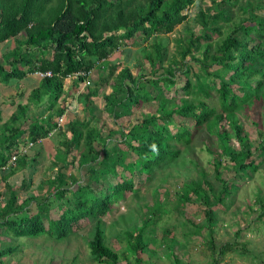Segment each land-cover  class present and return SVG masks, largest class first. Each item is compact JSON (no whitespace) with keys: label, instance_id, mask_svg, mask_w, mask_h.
I'll return each mask as SVG.
<instances>
[{"label":"trees","instance_id":"trees-1","mask_svg":"<svg viewBox=\"0 0 264 264\" xmlns=\"http://www.w3.org/2000/svg\"><path fill=\"white\" fill-rule=\"evenodd\" d=\"M196 1L0 0V46H6L0 51V85L9 88L28 76L38 78L25 98L12 101L15 108L6 120L0 106V178L5 186L0 190V264L10 263V255L21 249L24 237L44 234L61 240L83 229L82 221L93 226L88 243L95 264H142L139 253L147 251L155 239L145 233L156 217L127 229V243L121 250L109 245L103 217L126 191L140 190L135 178L151 180L181 156L182 148L199 141L203 132L218 140L221 157L233 163L229 167L233 179L243 180L264 166V130H258L261 140L254 146L237 115L246 104L252 109L264 103V14L256 12L264 9V0H211V6L201 7L196 14L201 33L190 31L185 40L178 39L181 59L174 56L165 66L168 40L162 36L188 19L187 9ZM236 7L244 15L234 21L231 11ZM233 21L234 26H229ZM139 33L144 39L137 37ZM150 38L159 40L135 64L140 72L136 74L128 65L119 71L115 51L125 41L132 45L130 41L140 44ZM144 63L154 72L163 68L162 76L143 74ZM98 70L109 72L97 79ZM78 72H86L75 84L89 116L65 118L67 110L60 102L65 80ZM85 77H90L86 87ZM107 84L112 91L103 93V105L121 128H109L104 136L102 131L109 125L99 123L100 109L91 99ZM38 108L41 112H35ZM124 123H129L127 128ZM55 132L56 153L44 172L39 159L42 143ZM234 138L237 148L232 145ZM33 149L39 154L32 156ZM221 159L215 162L218 188L203 173V184L191 180L182 190L184 202L195 195L207 205L198 229L215 231L212 205L231 197L241 185L222 177ZM21 170L31 172L18 182L11 181ZM41 173L48 175L53 191L43 201L33 194L34 189L20 197V191L32 190ZM263 202V197L256 200L258 209ZM33 204L36 210L31 212ZM158 211H152L153 215ZM209 242L213 250H219L218 257L247 250L246 244L237 247V241L218 243L214 237ZM173 256L180 264L179 257Z\"/></svg>","mask_w":264,"mask_h":264},{"label":"rangeland","instance_id":"rangeland-1","mask_svg":"<svg viewBox=\"0 0 264 264\" xmlns=\"http://www.w3.org/2000/svg\"><path fill=\"white\" fill-rule=\"evenodd\" d=\"M211 4V0H197L195 4L187 9L190 13L188 19L177 25L173 32L162 36L168 40L165 66L170 60L174 59V56H176V59H181L178 54V39L185 40L190 31L194 34L201 33L202 27L196 19V14L201 7L207 9ZM44 8H47V6ZM231 12L234 21L239 19L237 18L239 15H244L239 7ZM256 12L264 14V9L261 8ZM234 21L229 26L233 27ZM137 37L144 39V36H141L140 33ZM158 40L150 38L140 44L130 41L132 45H127L128 43L125 41L121 45L120 51H118L119 49L115 51L117 54L113 57L117 56L116 60L121 62L119 71L123 66L128 65L133 66L132 69L138 74L140 69L135 68V64L143 61L145 49L148 51L147 48H150ZM4 48L6 49V46H0V51ZM186 59L190 62L191 55H188ZM191 64L195 69L198 68L197 63ZM141 67L143 68L141 69L142 73L147 76L157 78L163 74V68L159 67L154 72L149 63H144ZM181 70V68L177 70L178 74H182ZM108 72V70L105 72L98 70L97 79L102 74L108 75ZM115 75L110 77L111 82L116 78ZM36 81L37 79L24 80L21 83L23 84L22 88L20 83H15L9 88L0 85V106L3 109V120L9 118L10 112L15 108L12 101L14 100L17 103V101L25 98L28 94L27 89ZM182 84L179 83L178 87H181ZM91 86L94 88L95 82H92ZM105 86L110 87L111 85L107 84ZM111 91L105 92L109 94ZM170 94L174 95V91H171ZM104 102V98L102 100L97 98L96 105L100 108L97 111L100 117L99 123L106 122L109 125L102 131L103 135L107 136L109 128L118 130L121 125L118 122L113 123V119L104 108ZM61 104L63 105V102ZM64 106L66 110L79 112L77 113L78 116L84 117V113L79 108H72L71 103ZM39 111L41 112L40 108L35 112ZM237 115L240 123L243 124L249 134L250 140L254 143V146L257 145L261 140L258 130H264V103H260L252 109L246 104L243 109L237 112ZM85 116H89V113L87 112ZM256 121L260 124L254 123ZM128 124H125L126 128ZM200 141H203V144ZM232 145L236 148L239 146L236 138L232 141ZM182 149L181 156L166 168L158 170L151 180L145 179L146 177L143 179L135 178V187L140 188V190L138 192L126 191L122 198L114 204L110 213L103 217L107 224L106 236L109 245L116 250H121L127 243V237L124 235L127 229L141 227L145 220L156 217V223H149L145 233V235H151L155 239L150 240L147 251L139 253V257L143 260L142 264H176L173 255L179 257L180 264H264V215L261 214L264 213V207L261 206V209H258L256 204L259 197L264 198V166H261L250 177L243 178V180L238 176L233 179L235 174L233 171H229V167L233 163L229 161V157H221V147L218 140L215 137L207 136L204 132L199 141ZM209 149L213 152H210ZM219 158H222L219 168L222 177L241 185H238L231 197L221 203L212 205L217 223L213 225L215 231L211 232L207 227H199L200 229H198V226L206 217L207 205L204 201L196 199V196L193 195V200L184 202L181 195L182 190L183 192L186 191V186H184L186 182L196 180L203 184V173L206 174V178L213 182L214 187L218 188L220 180L216 176L215 162L220 161ZM29 172L31 171L21 170L20 175L17 178H12L11 181L15 180L16 182L21 177L29 176ZM47 179L48 175L37 174L32 190L30 192L20 191V197L24 198L32 193L34 189L33 194L38 195L39 201H43L53 191V186H50ZM4 189V182L0 178V190ZM190 193L192 194V191ZM34 204L30 210L31 212L36 210ZM158 208L157 214L153 215V212ZM81 225L83 229L71 233L61 240L44 234L29 239L24 237L26 238L25 243L21 245L20 250L10 255L11 261L9 264H95L90 256L88 243L93 226L86 221H82ZM81 225L78 224L77 227ZM214 237L218 243L226 241L235 243L237 241V247L239 248H243L246 244L247 250L228 251L224 257H218L219 250H213L209 242ZM149 249H151V252ZM172 250L173 253L171 254ZM121 264H127V262L121 261Z\"/></svg>","mask_w":264,"mask_h":264},{"label":"crops","instance_id":"crops-1","mask_svg":"<svg viewBox=\"0 0 264 264\" xmlns=\"http://www.w3.org/2000/svg\"><path fill=\"white\" fill-rule=\"evenodd\" d=\"M117 57V56H116ZM97 70V69H96ZM35 77V78H34ZM33 79H37L36 75H31L30 77L28 76L26 79H24L25 81L29 80L32 81ZM23 80V81H24ZM77 83L75 81V79H67L65 80V93H63L60 102H63L64 105L67 106V104L71 103L72 104V108H79V110H81L85 116V114L88 112V110L85 108V103H83V101H85V98H82V100L80 99V96L82 94V91L80 90V88L75 84ZM88 91V89H83V91ZM108 90H112V86L110 87H106L103 86L100 88L99 93L96 97H93L91 100L94 101V105L96 104L97 98H100V100L103 99L102 96H104V94H107ZM104 93V94H103ZM110 94V93H109ZM102 97V98H101ZM67 103V104H66ZM99 108V107H98ZM100 109V108H99ZM90 111V110H89ZM79 112H75V111H66V117L65 118H75V117H79L78 114ZM69 120V119H68ZM113 123H116V121ZM58 136V133L55 132L52 137L50 138H45L43 140V149L41 150V156L39 157V159L41 160V166H43V171L47 172L48 168H49V164H51V160L54 159L55 156V144H56V140ZM36 149H38V147H36ZM32 155L34 156V154H39V151H36L35 149L32 150ZM36 178V177H35Z\"/></svg>","mask_w":264,"mask_h":264},{"label":"clouds","instance_id":"clouds-1","mask_svg":"<svg viewBox=\"0 0 264 264\" xmlns=\"http://www.w3.org/2000/svg\"><path fill=\"white\" fill-rule=\"evenodd\" d=\"M80 75H82V74L80 72H78V73H75L73 75H69V78H67V79H78V77H80ZM87 81H90V77H85V83H84L85 84V87L88 85V84H86Z\"/></svg>","mask_w":264,"mask_h":264},{"label":"built area","instance_id":"built-area-1","mask_svg":"<svg viewBox=\"0 0 264 264\" xmlns=\"http://www.w3.org/2000/svg\"><path fill=\"white\" fill-rule=\"evenodd\" d=\"M87 73H91V71H89V72H87ZM46 74H47V75H50L51 73L48 72V73H46ZM81 74H82V75H85L86 72H81ZM41 75H43V74H41ZM89 83H90V81H87V82H86V84H89ZM63 120H64V118L61 117V118L59 119L60 123L63 122Z\"/></svg>","mask_w":264,"mask_h":264}]
</instances>
